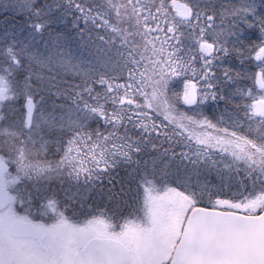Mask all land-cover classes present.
Returning <instances> with one entry per match:
<instances>
[{"label": "snow or ice", "instance_id": "snow-or-ice-1", "mask_svg": "<svg viewBox=\"0 0 264 264\" xmlns=\"http://www.w3.org/2000/svg\"><path fill=\"white\" fill-rule=\"evenodd\" d=\"M0 264H264V0H0Z\"/></svg>", "mask_w": 264, "mask_h": 264}]
</instances>
